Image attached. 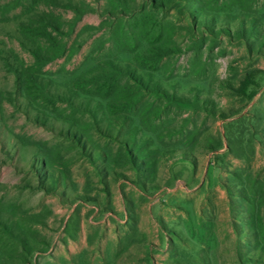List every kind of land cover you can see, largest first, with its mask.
<instances>
[{
  "label": "rangeland",
  "instance_id": "374dc122",
  "mask_svg": "<svg viewBox=\"0 0 264 264\" xmlns=\"http://www.w3.org/2000/svg\"><path fill=\"white\" fill-rule=\"evenodd\" d=\"M0 264H264V0H0Z\"/></svg>",
  "mask_w": 264,
  "mask_h": 264
},
{
  "label": "trees",
  "instance_id": "16d2710c",
  "mask_svg": "<svg viewBox=\"0 0 264 264\" xmlns=\"http://www.w3.org/2000/svg\"><path fill=\"white\" fill-rule=\"evenodd\" d=\"M257 87V83L255 82V75L253 72L247 73V75L241 80L240 85L237 88V92L240 95H243L249 99H253L256 95V89L248 92L250 86Z\"/></svg>",
  "mask_w": 264,
  "mask_h": 264
}]
</instances>
